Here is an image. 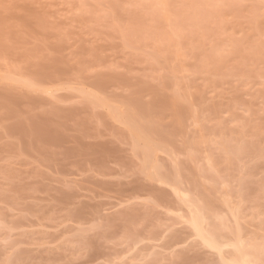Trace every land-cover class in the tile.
I'll use <instances>...</instances> for the list:
<instances>
[{
  "label": "rangeland",
  "instance_id": "obj_1",
  "mask_svg": "<svg viewBox=\"0 0 264 264\" xmlns=\"http://www.w3.org/2000/svg\"><path fill=\"white\" fill-rule=\"evenodd\" d=\"M183 195L264 232V0H0V264H211Z\"/></svg>",
  "mask_w": 264,
  "mask_h": 264
},
{
  "label": "bare ground",
  "instance_id": "obj_2",
  "mask_svg": "<svg viewBox=\"0 0 264 264\" xmlns=\"http://www.w3.org/2000/svg\"><path fill=\"white\" fill-rule=\"evenodd\" d=\"M152 147L151 149L148 147L144 151V154L148 153L145 155L147 159H151L149 151L152 154L154 151ZM148 149L150 150L148 151ZM174 191L178 195L182 192L179 188ZM180 201L187 211V216L184 218L191 228V236L194 238L190 239L207 250L212 259L211 264H264V232L253 229V221H246V215L240 204L234 203V205L232 202H228V213L225 214L211 201L209 203L203 198H191L188 195H183L180 197ZM256 206L258 204L255 205V208H257ZM260 207L262 208L261 205ZM261 208L256 209V213L252 217L253 220L263 221L264 208ZM173 240L172 247L182 243L179 238ZM141 241L144 240H137L133 249L127 247L123 250L117 264H150L149 258L154 253L146 254L144 253L145 249L138 248L136 245ZM189 245H193V243Z\"/></svg>",
  "mask_w": 264,
  "mask_h": 264
}]
</instances>
